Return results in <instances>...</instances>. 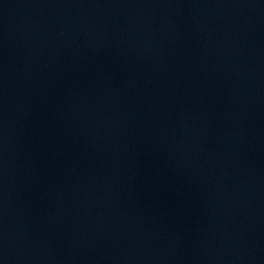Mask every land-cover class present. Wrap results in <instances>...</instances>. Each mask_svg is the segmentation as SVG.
<instances>
[{"label": "water", "instance_id": "obj_1", "mask_svg": "<svg viewBox=\"0 0 264 264\" xmlns=\"http://www.w3.org/2000/svg\"><path fill=\"white\" fill-rule=\"evenodd\" d=\"M0 264H264V0H0Z\"/></svg>", "mask_w": 264, "mask_h": 264}]
</instances>
